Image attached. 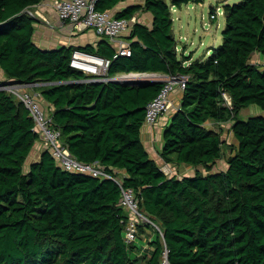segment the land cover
<instances>
[{"label":"trees","instance_id":"1","mask_svg":"<svg viewBox=\"0 0 264 264\" xmlns=\"http://www.w3.org/2000/svg\"><path fill=\"white\" fill-rule=\"evenodd\" d=\"M41 1L0 0V66L8 78L35 83L78 159L122 180L65 169L47 148H35L40 134L28 109L0 89V264H264V114L241 116L253 103L264 111V63L252 60L264 56V0L225 2L222 41L196 58L179 56L173 30V7L190 0H98L101 10L124 2L117 17L153 15L151 25L132 23L131 54L116 57L103 37L38 45L29 9ZM75 47L110 58L109 78L88 80L73 67ZM134 72L187 76L160 153L193 172L167 174L150 156L141 129L165 81L114 78ZM208 121H231L237 139L226 144L223 168L216 165L225 142ZM33 149L38 156L27 164ZM122 187L134 189L151 220L131 241Z\"/></svg>","mask_w":264,"mask_h":264},{"label":"built area","instance_id":"2","mask_svg":"<svg viewBox=\"0 0 264 264\" xmlns=\"http://www.w3.org/2000/svg\"><path fill=\"white\" fill-rule=\"evenodd\" d=\"M98 0H52V5L56 9L58 17L64 22H68L74 28H92L103 38L111 41L117 40L120 36L129 33L132 23L136 17H117L112 10H101L97 8ZM223 9L219 5L211 11V17H216ZM130 45L120 41L114 56L130 55ZM111 59L103 55L88 51L81 47L72 50L70 64L87 74L88 80H107L108 68ZM139 74L137 72H134ZM140 74H145L140 72ZM115 77H118L115 76ZM164 84L158 94L148 103L145 114L146 123L156 122L161 115L167 113L172 107L170 94L175 88L184 89L187 76L184 74H167ZM34 82L26 81H2L0 79V89L7 90L17 99L22 101L26 109L34 120V129L40 134V145L51 151L63 168L72 171L88 172L96 176H108L121 182V176L107 172L98 162H85L78 159L64 144L61 139V130L53 124L49 106L42 102L41 94L34 91ZM228 103H231L228 94H224ZM165 173L172 174V171L164 169ZM122 203L129 210V219L126 225L125 238L128 241L136 238L139 224L151 220L139 209L138 200L132 187H122ZM158 229L160 227L155 225ZM167 252V250L165 251ZM167 259H165V263Z\"/></svg>","mask_w":264,"mask_h":264},{"label":"rangeland","instance_id":"3","mask_svg":"<svg viewBox=\"0 0 264 264\" xmlns=\"http://www.w3.org/2000/svg\"><path fill=\"white\" fill-rule=\"evenodd\" d=\"M135 1V0H129ZM237 0H190L188 3H183L181 7H176L173 9L174 16V33L177 40L178 53L179 56L182 54L189 55L193 58L204 56L210 54L213 46H217L222 41V29L225 24V17L223 12H219L216 17H211L212 7L217 5L223 9L225 2H235ZM144 11V10H143ZM186 47L185 52L183 53V47ZM264 58L262 54L254 53L252 60H259L261 63H264V59H259V57ZM145 74H136V73H120L118 77L120 78H149V79H160L165 78L166 76L161 75V72H144ZM34 89V88H33ZM34 91H36L34 89ZM263 113V109L258 104H250L248 107H245L241 111V116L246 117L249 114H258ZM208 125L214 126L218 129L222 135V139L225 142V152L223 156L219 159L216 168H223L226 166V159L229 155V148H226L228 143H236L237 139L230 129L231 121H222L219 123H211L208 121ZM37 158V156H35ZM34 159V156L31 155L27 161ZM172 163L165 164L161 166L164 169L169 171L173 170V173L179 175L184 174L185 172H193V167L189 168L181 165H176ZM192 167V168H191ZM151 229V228H150ZM143 230L144 239L149 237L151 233L154 232L151 230ZM141 232V233H142ZM154 234V233H153Z\"/></svg>","mask_w":264,"mask_h":264},{"label":"crops","instance_id":"4","mask_svg":"<svg viewBox=\"0 0 264 264\" xmlns=\"http://www.w3.org/2000/svg\"><path fill=\"white\" fill-rule=\"evenodd\" d=\"M123 4L124 2L120 3L111 10L115 12V10L121 8ZM175 8L176 6L173 7V9ZM29 12L35 17L34 40L38 45L42 47L54 48V47H59L61 45H70V44L74 46L85 45L87 43L96 44L101 39V37L92 28L78 29V28H74L68 22H64L60 20L56 12V9L52 5V0H43L40 3L33 5L29 9ZM134 16L138 21L145 22L148 25H151L153 21L152 13L147 10L138 11ZM127 35L128 33L120 36L119 38H117V40H113V41L109 40V41L116 49L120 41L130 44L131 39ZM183 50L185 52L186 47L185 48L183 47ZM161 75L166 76L167 73H161ZM0 79L2 81H8V79L10 80L13 78L6 77L3 68L0 66ZM182 95H183V90H181L180 88H175V90H173L170 94L172 107L169 109V111L161 115V117L154 123H144L141 129V137L145 144L146 149L148 150L150 156L160 166L168 164L167 162H165V160L163 159L160 153L163 146V131L174 111L178 109V107L180 106ZM42 102L45 106H49L47 100L42 98ZM39 145H40V141L38 140L35 144V148L38 149ZM31 155H33L35 159V156H38V152L35 149H33L30 156ZM184 164L185 163L181 164V167L184 166ZM189 166L190 165H185V167L187 168H189Z\"/></svg>","mask_w":264,"mask_h":264},{"label":"water","instance_id":"5","mask_svg":"<svg viewBox=\"0 0 264 264\" xmlns=\"http://www.w3.org/2000/svg\"><path fill=\"white\" fill-rule=\"evenodd\" d=\"M115 79H119L120 77H114ZM125 79H135V80H138V79H140V80H149V81H152L153 79H149V78H125ZM13 80H15V79H8V81H13ZM159 80H163V79H159Z\"/></svg>","mask_w":264,"mask_h":264},{"label":"clouds","instance_id":"6","mask_svg":"<svg viewBox=\"0 0 264 264\" xmlns=\"http://www.w3.org/2000/svg\"><path fill=\"white\" fill-rule=\"evenodd\" d=\"M137 73H140V72H137ZM142 73H144V72H142ZM150 73V72H149ZM160 79H163L164 80V78H160ZM163 169V168H162Z\"/></svg>","mask_w":264,"mask_h":264}]
</instances>
